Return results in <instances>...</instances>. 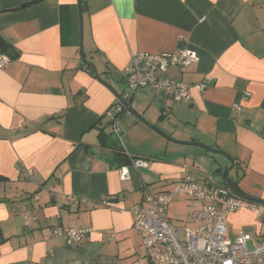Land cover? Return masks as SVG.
Segmentation results:
<instances>
[{"label":"crops","instance_id":"crops-1","mask_svg":"<svg viewBox=\"0 0 264 264\" xmlns=\"http://www.w3.org/2000/svg\"><path fill=\"white\" fill-rule=\"evenodd\" d=\"M32 1L0 0V37L16 52L0 68V264L147 262L130 205L142 201L145 188H169L192 170L139 141L112 144L104 114L119 102L82 57L139 116L124 108L121 134L137 135L146 121L177 140L219 149L240 168L237 187L264 200V0H86L82 55L79 1ZM183 47L195 50L197 61L157 75L188 83L189 102L148 87L134 101L137 89L114 84L118 77L127 87L122 75L131 53ZM207 77L204 90L193 86ZM153 97L155 117L147 112ZM116 154L128 162L119 165ZM137 158L148 167L132 168ZM147 170L157 175L156 187L143 178ZM186 201L188 213L199 205ZM188 213L180 222L170 218L184 223ZM60 226L92 230L81 244L67 245L51 236ZM226 226L229 236L247 227L264 236L248 208L230 212Z\"/></svg>","mask_w":264,"mask_h":264},{"label":"built area","instance_id":"built-area-1","mask_svg":"<svg viewBox=\"0 0 264 264\" xmlns=\"http://www.w3.org/2000/svg\"><path fill=\"white\" fill-rule=\"evenodd\" d=\"M6 53H0V68L10 60ZM195 50L187 47L176 52L131 53L130 62L123 69L127 89L135 91L139 87H148L165 93L174 102H189L191 99L188 83L172 78H163L171 66L184 67L197 61ZM211 82L207 77L193 85L199 91ZM249 95V92L245 93ZM234 107L240 109L238 104ZM124 111L121 104H113L105 112L112 133L121 139L119 118ZM145 159L131 161V167H148ZM185 170L189 167L184 166ZM123 179H129L127 166L119 168ZM141 202L132 203L129 211L133 216V229L141 237L147 262L135 264H264V236L252 237L242 230L233 236L227 233V216L240 208H248L264 224V204L251 202L229 188L220 176L193 178L187 172L173 181L169 188L155 192L145 188ZM183 196L198 202V207L188 213L184 223L174 224L168 215V209L175 196ZM72 203L75 196H67ZM105 205L107 202H101ZM91 228L54 227L51 236L60 237L68 244H81L89 238ZM252 243L249 247L248 243Z\"/></svg>","mask_w":264,"mask_h":264},{"label":"rangeland","instance_id":"rangeland-1","mask_svg":"<svg viewBox=\"0 0 264 264\" xmlns=\"http://www.w3.org/2000/svg\"><path fill=\"white\" fill-rule=\"evenodd\" d=\"M83 58L84 57H82V60ZM114 79H115L114 84L119 85L120 89L124 90L126 93L127 91L129 92V89L125 87L124 83H122L118 77H115ZM139 88L135 92L136 94H135L134 101L137 100L136 97H139L140 93H142L143 91L142 89H139ZM146 91L151 93L150 91H148V89H146ZM153 98H154L152 99L153 101H151L152 106L148 109L147 112L152 117H155L158 109L156 108L157 102L155 100V97ZM133 119L138 121L137 117H133ZM145 122L146 121L142 122L143 125H140L144 129H140L139 131L141 132H139L137 135L131 137V135L127 132L126 134H121L122 139L120 140L124 144V147L126 148L128 147L129 141L130 142L139 141L140 146L143 148H149L148 150H150V152L155 153L154 156L163 155L167 159H171L172 161L179 162L180 164L184 163L185 166L191 167L192 170L189 172V174L194 179L195 178L200 179L204 176L217 177L218 175L214 174V171L218 167V165H224V164L229 165V161L222 155L209 153V152L206 153L204 150H202L201 147H198L196 145H192V144L180 145V144L174 143L175 141L173 140H177L176 138H172L171 136L162 133L155 126H152V124L147 123V125H145ZM119 127H121V125ZM123 130L124 129H122V131ZM111 140H112V144L113 142L116 145L120 144L119 140H117V137L114 134L111 136ZM166 149L168 150L166 151ZM146 173L147 174L144 175L143 178H145L147 181H150V183L152 184V187H156V184L154 183L159 181L158 177H156L157 175L154 174V172L150 170H147ZM239 173H240V168L238 167V164H237L234 166L232 170H230L228 174L232 179H234V181L238 182L241 177ZM189 201H192V200H189ZM184 202L186 204L189 203V205L192 204L191 202L186 201L185 197L178 195L174 197V199L171 201L169 205L168 215L177 222L184 220L186 213H188L189 211L188 206H185ZM241 229L243 231H253L249 227L241 228ZM248 245L249 247H252L251 242H249Z\"/></svg>","mask_w":264,"mask_h":264},{"label":"water","instance_id":"water-1","mask_svg":"<svg viewBox=\"0 0 264 264\" xmlns=\"http://www.w3.org/2000/svg\"><path fill=\"white\" fill-rule=\"evenodd\" d=\"M37 1H39V0H35V1L30 2V3H34ZM81 13H82V11L79 8V13H78L79 14V38L78 39L80 41L79 52L82 55L83 54V52H82L83 51V20H82V14ZM0 49L2 51H4L11 58L16 57V55H15L16 53L13 51V49L10 48L9 45L1 38H0ZM83 62H85L86 65H89L91 67L94 77L99 79L103 84H105L113 92V94L116 96V98L118 100L117 102L121 103L124 106L126 112L128 111L129 113H132V114L138 116L137 114H135V112L133 111V109L130 106V103L127 101V99L122 94H120L116 90L112 89V87L107 82L101 80L100 77H98L99 74L97 73L96 68L92 63L86 61L85 58H83ZM173 141H175L179 144L196 145L198 147H201L202 150H204L206 153L209 152V153L219 154V155H222L223 157H225L229 161V165H227V164L218 165V167L216 169H218V173H219L218 175L220 176L221 181L225 185H227L229 188L233 189L234 191L236 190V186L238 185V183H236V181H234V179H232L228 174L230 172V170H232L234 168V161L229 155H227L225 152H223L219 149L209 147V146L204 145V144L199 143V142H195V141L184 142V141H179V140H173ZM255 202L264 204V200H261V199H255Z\"/></svg>","mask_w":264,"mask_h":264},{"label":"trees","instance_id":"trees-1","mask_svg":"<svg viewBox=\"0 0 264 264\" xmlns=\"http://www.w3.org/2000/svg\"><path fill=\"white\" fill-rule=\"evenodd\" d=\"M79 1V8L81 9V11L82 12H84V11H86V8H87V1L86 0H78ZM1 38V37H0ZM2 39V38H1ZM8 44V43H7ZM9 45V47L10 48H12L13 49V51H15L14 50V48L10 45V44H8ZM0 53H5L4 51H2L1 49H0ZM16 53V52H15ZM86 65V64H85ZM86 70L89 72V73H91V74H93L92 73V70H91V67L89 66V65H86ZM116 158H117V160L121 163V164H119V165H122V164H124V163H127L128 162V158L127 157H125V156H121V155H117L116 154ZM124 162V163H123ZM236 164H235V162H234V166H235ZM214 174H219L218 173V169H215V171H214ZM236 183H238V182H236ZM235 192L236 193H238L239 195H241L243 198H245V199H247V200H249V201H251V202H255V197H252V196H249V195H247V194H245L244 192H242L237 186H236V190H235ZM256 203V202H255Z\"/></svg>","mask_w":264,"mask_h":264},{"label":"bare ground","instance_id":"bare-ground-1","mask_svg":"<svg viewBox=\"0 0 264 264\" xmlns=\"http://www.w3.org/2000/svg\"><path fill=\"white\" fill-rule=\"evenodd\" d=\"M128 98V97H127Z\"/></svg>","mask_w":264,"mask_h":264}]
</instances>
